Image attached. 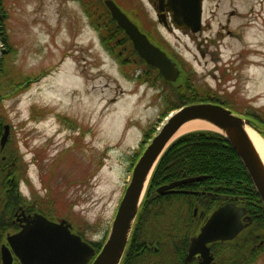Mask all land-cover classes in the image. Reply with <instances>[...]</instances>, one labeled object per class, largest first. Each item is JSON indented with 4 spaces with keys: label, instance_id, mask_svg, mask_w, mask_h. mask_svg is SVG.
<instances>
[{
    "label": "rangeland",
    "instance_id": "rangeland-1",
    "mask_svg": "<svg viewBox=\"0 0 264 264\" xmlns=\"http://www.w3.org/2000/svg\"><path fill=\"white\" fill-rule=\"evenodd\" d=\"M101 1L90 0L98 14L106 11ZM119 1L174 58L181 74L175 84L189 76L195 96L213 93L222 101L231 91L238 108L249 100L264 107V0H204L197 32L163 26L150 0ZM0 3L1 53L10 48L0 94L31 78L21 92L0 99L22 190L48 201L40 208L68 219L100 247L145 147L143 130L162 123L175 89L138 81L139 63L120 64L90 25L82 0ZM252 264H264V252Z\"/></svg>",
    "mask_w": 264,
    "mask_h": 264
},
{
    "label": "water",
    "instance_id": "water-1",
    "mask_svg": "<svg viewBox=\"0 0 264 264\" xmlns=\"http://www.w3.org/2000/svg\"><path fill=\"white\" fill-rule=\"evenodd\" d=\"M104 4L131 40L140 58L155 67L166 81H175L180 69L172 58L154 44L113 0H104ZM202 4L203 0H157V10H167L174 28L185 27L191 32H197L201 28ZM164 24L167 25L166 22ZM192 120L212 125L215 129L206 130L217 132L227 139L247 170L264 205V163L246 128L253 129L264 141L259 130L248 118L234 113L221 102L185 103L167 114L135 162L108 236L97 254L80 235L71 231L72 225L66 220L56 222L35 213L18 232L7 236L10 247L5 244L1 246V264H13V256L20 264H120L152 172L165 150L179 137H174L179 128ZM8 128L7 124L4 125L1 147L7 140ZM203 177L200 175L177 180L167 186H160L157 191L162 192L165 187ZM244 213V207L233 203L215 209L201 228L198 238L192 242L190 255L196 249L195 243L205 244L235 237L244 227L241 221Z\"/></svg>",
    "mask_w": 264,
    "mask_h": 264
},
{
    "label": "flooded vegetation",
    "instance_id": "flooded-vegetation-1",
    "mask_svg": "<svg viewBox=\"0 0 264 264\" xmlns=\"http://www.w3.org/2000/svg\"><path fill=\"white\" fill-rule=\"evenodd\" d=\"M150 2L156 10L157 0ZM156 15L163 23L168 22L169 13L165 8L160 12L156 11ZM227 33L231 32L227 30ZM230 94L231 91H225L227 101L233 99ZM233 95L236 96V93ZM241 111L264 138V107L255 106L252 100H249L241 105ZM2 127L3 124H1L0 136ZM17 165L16 156L7 151V142L3 148L0 145V172L4 174L0 179V191H3L0 192V207H13V212L8 217L5 216V212L0 213V217L7 218L4 219V230L0 236V249L3 244L10 247L7 236L18 232L35 213H41L56 222L65 219L58 215H48L40 208V204L49 206L48 201L29 199L24 194L20 182V167ZM207 176L169 188L165 187L162 192L157 191L160 186H167L190 176L173 179L164 176L159 180L153 187L154 194L150 193L146 203L143 225L135 224L133 227L122 263L126 259V264H247L255 254L264 252V223L255 220L254 211L234 201L211 205L205 194L210 191H204L205 187L202 185L204 180L207 181ZM205 196L206 199L203 198ZM157 197L159 201H155ZM227 203L245 208V213L241 217L244 227L231 239H218L205 244L195 243L196 249L190 255L192 242L198 238L208 217L215 209ZM71 224L72 232L80 233L74 228L73 223ZM13 264H20L15 256H13Z\"/></svg>",
    "mask_w": 264,
    "mask_h": 264
},
{
    "label": "trees",
    "instance_id": "trees-1",
    "mask_svg": "<svg viewBox=\"0 0 264 264\" xmlns=\"http://www.w3.org/2000/svg\"><path fill=\"white\" fill-rule=\"evenodd\" d=\"M114 1L127 13L126 9H124L119 0ZM101 3L106 11H103L100 14L96 13L93 9V5L90 0H82V7L87 15L90 25L98 31L100 41L105 49L110 51V53H112L119 63L123 64V66L130 63H139L141 71L137 76L138 81L148 82L152 86L154 83L157 85L160 84L161 86L167 84L173 86L175 89L174 99L167 105L165 115H167L171 110L183 105L184 102L221 101L219 97L213 93H204L203 96L199 97L193 95L188 89L191 83L189 76H186L180 84H175V81H166L155 67L145 63L144 60L138 56L128 36L110 15L109 10L104 4V0H102ZM0 11L3 12L1 3ZM1 17L3 19L5 18L4 12L2 16H0V33L3 42H5L6 37L4 36L5 34L2 30L3 19ZM131 18L142 29L139 21L133 17ZM151 40L153 39L151 38ZM5 47L7 48H3L0 60V75L2 72L6 71L2 68L4 65L3 59L10 52V48L7 45H5ZM25 80H28L27 83L25 82L22 85L20 84L21 82L16 83L20 85L14 87L5 94H0V99L2 100L3 97L13 96L25 89L31 78H24L23 81ZM0 89H4L1 87V84ZM222 102L225 106L232 108L234 111L238 108L236 104L225 100V98ZM2 122V116L0 115V128ZM152 128L153 126L150 125L143 130L141 145L142 143H147L148 139L152 136L155 131V129ZM201 174L208 175L206 177L207 181L204 180L202 185L205 187L203 189L204 191H210L205 194L209 198V203H211V205L221 204L224 201L229 200L234 201L240 205H245L248 209L254 211L256 213L255 220L264 223V206L256 192L247 170L232 145L225 137L216 132L201 130L188 132L180 136L166 149L153 173L135 224L143 225L142 220L144 210L146 209V203L148 202L150 193L151 195L154 194L153 187L162 177L165 176L173 179ZM3 176L4 174L1 171L0 179L3 178ZM203 198L206 199V196ZM157 199L158 197L155 201H159ZM3 212H5V216L8 217L12 214L13 207H0V213ZM5 216L0 217V236L4 230V219H7ZM256 256L257 254L254 255L253 259H249L247 264H252ZM126 261L127 260L124 259L122 264H126Z\"/></svg>",
    "mask_w": 264,
    "mask_h": 264
},
{
    "label": "bare ground",
    "instance_id": "bare-ground-1",
    "mask_svg": "<svg viewBox=\"0 0 264 264\" xmlns=\"http://www.w3.org/2000/svg\"><path fill=\"white\" fill-rule=\"evenodd\" d=\"M253 29V27H252ZM250 53L251 55H256L258 49H250ZM254 64V63H253ZM201 129H215L212 125L203 122V121H199V120H192L189 122L184 123L179 130L177 131V133L175 134L174 137H177L185 132L188 131H192V130H201ZM246 131L248 133V136L250 137V139L252 140L256 150L258 151L263 163H264V141L262 140V138L251 128H246Z\"/></svg>",
    "mask_w": 264,
    "mask_h": 264
}]
</instances>
